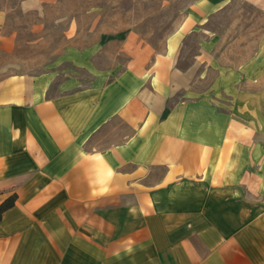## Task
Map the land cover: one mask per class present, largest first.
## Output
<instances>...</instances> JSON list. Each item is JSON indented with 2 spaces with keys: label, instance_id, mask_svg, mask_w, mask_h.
Returning <instances> with one entry per match:
<instances>
[{
  "label": "crops",
  "instance_id": "1",
  "mask_svg": "<svg viewBox=\"0 0 264 264\" xmlns=\"http://www.w3.org/2000/svg\"><path fill=\"white\" fill-rule=\"evenodd\" d=\"M216 6L198 0L162 51L128 35L117 71L70 44L41 73L0 78V264H264V31L172 101L184 39Z\"/></svg>",
  "mask_w": 264,
  "mask_h": 264
},
{
  "label": "rangeland",
  "instance_id": "2",
  "mask_svg": "<svg viewBox=\"0 0 264 264\" xmlns=\"http://www.w3.org/2000/svg\"><path fill=\"white\" fill-rule=\"evenodd\" d=\"M198 0H61L40 11H24L22 0H0L4 12L2 33L16 31L11 50L0 39V78L10 73L45 71L70 44L96 45L94 58L98 69H121L128 56L122 51L128 35L158 51L167 38L184 22ZM216 9L198 24L199 31L188 34L180 51L173 100L205 91L216 72L208 63L223 67L239 64L255 52L264 31V0H209ZM211 37L209 49L202 43ZM204 53V55H203ZM199 54L205 56H199ZM204 59L205 61H201ZM60 69L90 83L85 73L70 64Z\"/></svg>",
  "mask_w": 264,
  "mask_h": 264
},
{
  "label": "trees",
  "instance_id": "3",
  "mask_svg": "<svg viewBox=\"0 0 264 264\" xmlns=\"http://www.w3.org/2000/svg\"><path fill=\"white\" fill-rule=\"evenodd\" d=\"M9 204L5 203L3 205L0 206V212L5 209Z\"/></svg>",
  "mask_w": 264,
  "mask_h": 264
}]
</instances>
